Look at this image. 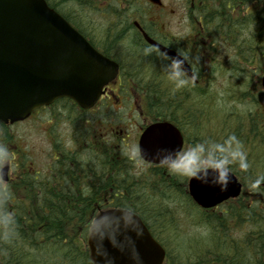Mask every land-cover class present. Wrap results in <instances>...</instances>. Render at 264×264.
Here are the masks:
<instances>
[{"label":"trees","instance_id":"16d2710c","mask_svg":"<svg viewBox=\"0 0 264 264\" xmlns=\"http://www.w3.org/2000/svg\"><path fill=\"white\" fill-rule=\"evenodd\" d=\"M47 1L81 32H101L110 40L109 46L129 39L124 45L134 49L130 57L139 56V62L130 63L131 80L121 86L122 95L129 90L127 95L133 96L131 89L143 93L142 108L153 113V120L176 124L185 133L186 147L204 138L222 143L235 134L245 147L250 167L245 173L231 166L244 185L238 198L204 209L189 195L187 178L170 175L160 167L149 178H134L126 170L129 159L108 142L94 139L84 146L81 138L87 130L76 124L71 115L74 105L65 100L51 113L60 122H64L63 110L70 113L67 118L75 124L72 141L59 135L60 159L47 171L31 170L13 126L0 123V143L9 147L15 160L20 159L8 204L16 215L18 236L11 243L0 242V264H93L87 244L91 222L98 211L111 207L136 212L157 233L176 232L178 240L165 246L179 264H264V183L250 188L252 180L264 175V170L258 171L264 169V90L260 82L264 0H189L187 30L199 36L195 41L180 38L176 44L195 61L200 80L179 90H174L162 70L166 63L162 52L142 54L151 45L141 40L135 21L150 34L158 33L150 8ZM154 62H160L157 71L144 77L140 71L153 69ZM78 119L81 122L80 115ZM70 142L77 144L78 152L89 151L90 155L83 159L70 151ZM185 219L198 224L200 230L206 228L207 236L202 237V231L199 237L187 236Z\"/></svg>","mask_w":264,"mask_h":264},{"label":"water","instance_id":"95a60500","mask_svg":"<svg viewBox=\"0 0 264 264\" xmlns=\"http://www.w3.org/2000/svg\"><path fill=\"white\" fill-rule=\"evenodd\" d=\"M145 37L165 53L176 55L146 33ZM185 67L189 75L194 73L189 63ZM118 71L117 62L95 49L46 0H0V123L25 120L37 108L62 97L89 109ZM261 81L264 87V75ZM183 144L181 132L170 123L150 125L140 141L141 147ZM8 172L6 167L4 180ZM230 175L226 191L192 179L189 193L198 205L216 207L242 192V182L232 171ZM88 241L94 264H161L164 257L141 218L123 208L102 211Z\"/></svg>","mask_w":264,"mask_h":264},{"label":"flooded vegetation","instance_id":"af4514ba","mask_svg":"<svg viewBox=\"0 0 264 264\" xmlns=\"http://www.w3.org/2000/svg\"><path fill=\"white\" fill-rule=\"evenodd\" d=\"M80 2H84L87 4L95 5V6L102 7V8H110L111 6H118L122 8L135 7V6L144 7L145 6V7L152 8L156 13L159 14V16H156L155 21L154 19H152L154 21L153 24H155V26L158 28V33L155 32L154 34H150L148 32V34L152 38L161 42L162 44L170 47L171 49H174L176 52L180 51L177 48V44H176L177 43L176 41H178V39L187 37V38H190L192 41H195L197 36H199L195 32L189 31V30H184L181 32H174V31H171L169 27V20H168V16L166 13L167 12L166 9L172 6H187L189 4V0H80ZM186 18L188 21L189 17L186 16ZM157 23H158V26H157ZM137 28L139 30L141 40L149 44L144 38L142 30L138 26ZM82 33L99 52L108 56L111 59L116 60L120 65L119 76L117 77L116 80L111 82L108 85V87H106V93L101 98L102 100H106V104L102 103L104 107L105 105L108 104L107 99L110 98L112 94L111 91L114 90L112 89V87L115 86V89L118 90L120 86L127 85V83L131 80L130 76H131L132 68L130 67V63L134 62L138 64L139 56H136V57L134 56V58L132 57L131 59L130 53L134 52V49L124 45L125 42L128 43L129 39H126V41H122V42L119 41V42L113 43L112 46H109L110 40L108 38H105V36L103 37L101 32L87 30L86 32H82ZM201 33H204V32H201ZM140 42L141 41H139V43ZM186 54H189V53H186ZM202 56L205 57L204 52H202ZM188 62L192 66L194 73L196 74V77H197L194 83H197L199 82L200 78L197 74V70H196L197 68L195 65V61L189 58ZM159 64L160 62L155 63V66L153 69L150 67L149 69L147 68L145 71H140V70L139 71L141 74L142 72H145L142 75H144V77H146L147 75L146 78H149L153 76L152 75L153 72L157 71V66ZM162 70H164V68ZM125 72L127 73L129 77L127 78V81L124 80ZM139 98L141 101H144L143 100L144 94L139 95ZM127 99L128 97H126V101ZM61 100H65L68 103L74 105V110L71 113L72 118L75 119L77 125L80 124L85 130H87L86 137L81 138L82 144L84 146H88V141L99 139L103 142H106V143L108 142V144L115 147L116 150L122 151L125 158L127 157L125 155L126 149L129 148L130 146L139 145L141 134L143 133L145 128L151 123H153L154 121H156V120H153L154 115L152 112L148 110H143V109L133 110L132 109L133 104L124 101L123 98L120 99L119 104H118V108H123V109L121 111H115V112H109L106 110H103V111L98 110L100 108L99 106L100 104L96 105L93 109L84 110V109H81L73 100L69 98H62ZM61 100H58V102H60ZM58 102L53 103L52 105H49V106L42 107L41 114H44V117H45L44 121L51 122L52 125H54V123L58 124V127H63L60 129L61 137H63L64 140L69 141L73 136V130H74L75 124L70 120V118H67V115H70V113L64 112V110H63V115H62L64 117V122L57 121L56 118L53 117L51 110L53 107L55 108L58 107L56 106ZM128 107L130 109H128ZM78 115L81 116V119H80L81 122L78 119ZM63 123L65 125H63ZM94 124L99 125L102 128V130L100 131L98 128L95 127ZM182 133L184 136V146L186 147L187 146L186 136L183 131ZM54 142H55V139L52 140V144H54ZM68 145L71 147L72 150L77 147V144H75L74 142H70ZM52 149H53L52 150V160L50 164L48 165L47 169H45L44 171H47L52 166V163L54 160L60 159L61 152L58 149L57 145L52 146ZM84 152L87 155H90L89 151H84ZM121 157L124 158L122 155ZM125 166H126V170L128 171L130 170L131 174L133 175L132 177L134 178L135 177L149 178V176L153 172V169L160 167L156 163L148 162L145 160L143 161L142 167H139V168L136 167L131 160L125 161ZM143 221L145 222L144 219ZM145 224L150 230L153 237L157 239L160 243H162L164 247H166L165 243L174 244L178 240V236L176 232H173L174 235L171 233H167L166 235L160 234L159 232L157 233L155 231L154 225H151L150 223H147V222H145ZM157 237L161 238L163 242L161 239ZM177 260L178 258L175 255H171L169 257L168 250H166V259H165L164 264H179ZM201 264H206V263L202 262Z\"/></svg>","mask_w":264,"mask_h":264},{"label":"clouds","instance_id":"9594fccd","mask_svg":"<svg viewBox=\"0 0 264 264\" xmlns=\"http://www.w3.org/2000/svg\"><path fill=\"white\" fill-rule=\"evenodd\" d=\"M153 53L160 54L155 46L142 49L144 56ZM163 59L166 61L164 71L174 90L195 82L196 74L189 75L185 67L189 61L188 54L181 51H177L176 55L163 53ZM125 155L138 168L142 167L144 160L151 159L170 175L187 178L189 181L195 179L217 186L221 191H226L231 183L232 165H237L245 173L250 167L245 147L235 134L228 135L222 143L204 138L188 147L134 145L126 149ZM14 160V153L6 144L0 143V242L6 244L18 236L15 212L8 208L12 192L4 180L5 168L11 167ZM262 183L264 175L257 176L251 181L250 188L257 189Z\"/></svg>","mask_w":264,"mask_h":264},{"label":"rangeland","instance_id":"374dc122","mask_svg":"<svg viewBox=\"0 0 264 264\" xmlns=\"http://www.w3.org/2000/svg\"><path fill=\"white\" fill-rule=\"evenodd\" d=\"M145 7V6H144ZM167 16L169 20V27L171 31L181 32L186 30V8L185 6H172L166 9ZM150 12L154 20L156 16H159L152 8ZM51 115V114H50ZM44 114H38L24 122H20L13 126L14 133L18 136L21 145L24 147L25 152L29 158L28 166H30L32 171L38 170L44 172L52 160V146L56 145L59 137L61 136L60 129L63 127H58V124L52 125L51 122L44 121ZM65 125V124H63ZM95 125V124H94ZM100 131L102 128L99 125H95ZM60 135V136H59ZM55 139L54 144L52 140ZM20 159H16L13 162L12 169L9 173L10 181L17 177V172L20 171ZM264 169L258 168V171H263ZM188 222V229L186 235L200 236L201 231L204 233L202 237L207 236V229L202 230L198 227V224L191 223L190 220H184ZM187 241V240H185ZM188 244V243H187Z\"/></svg>","mask_w":264,"mask_h":264},{"label":"bare ground","instance_id":"6f19581e","mask_svg":"<svg viewBox=\"0 0 264 264\" xmlns=\"http://www.w3.org/2000/svg\"><path fill=\"white\" fill-rule=\"evenodd\" d=\"M70 151L78 152V150H76V149H73V150L71 149ZM78 153L81 154V156H82L83 159H85L86 157L89 156L85 152H78ZM96 160H98V159L96 158Z\"/></svg>","mask_w":264,"mask_h":264}]
</instances>
